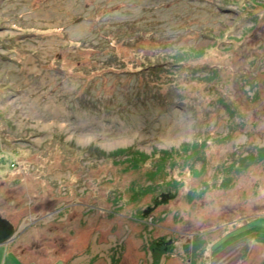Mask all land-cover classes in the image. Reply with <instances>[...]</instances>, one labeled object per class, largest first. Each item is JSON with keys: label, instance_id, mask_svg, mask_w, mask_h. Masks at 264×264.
Wrapping results in <instances>:
<instances>
[{"label": "rangeland", "instance_id": "1", "mask_svg": "<svg viewBox=\"0 0 264 264\" xmlns=\"http://www.w3.org/2000/svg\"><path fill=\"white\" fill-rule=\"evenodd\" d=\"M0 216V264H264V0H0Z\"/></svg>", "mask_w": 264, "mask_h": 264}, {"label": "trees", "instance_id": "2", "mask_svg": "<svg viewBox=\"0 0 264 264\" xmlns=\"http://www.w3.org/2000/svg\"><path fill=\"white\" fill-rule=\"evenodd\" d=\"M176 74H177V72H176ZM179 96L181 97V94ZM174 198H175V195H173L171 193L162 194L158 199L155 200V207H158L160 205H166L170 201H172ZM149 212H151V211L146 210L144 212L145 216L146 215L149 216L150 215V214L148 215ZM152 247H153V250H152L153 254L165 255V254H169L172 251L173 243L171 241H167V240L162 239L158 242H155Z\"/></svg>", "mask_w": 264, "mask_h": 264}, {"label": "water", "instance_id": "3", "mask_svg": "<svg viewBox=\"0 0 264 264\" xmlns=\"http://www.w3.org/2000/svg\"><path fill=\"white\" fill-rule=\"evenodd\" d=\"M19 234L15 226L7 219L0 216V246L12 242Z\"/></svg>", "mask_w": 264, "mask_h": 264}]
</instances>
